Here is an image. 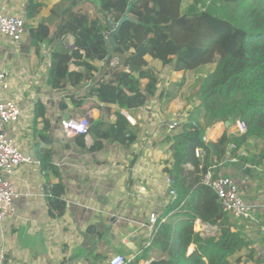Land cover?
<instances>
[{"label": "trees", "instance_id": "trees-1", "mask_svg": "<svg viewBox=\"0 0 264 264\" xmlns=\"http://www.w3.org/2000/svg\"><path fill=\"white\" fill-rule=\"evenodd\" d=\"M41 1L28 0L27 19L39 13ZM183 1L99 0L101 19L74 13L68 5L63 12L67 19L60 22L52 38L58 43L51 53L47 85L54 90L64 89L66 84L77 86L98 70L96 62H106L108 69L103 73L108 79H100L91 86L87 96L114 106L115 121L105 122L101 118L89 126L87 135L93 139L89 149L85 148V135L75 138L76 145L93 152L102 149L104 142L128 148L137 139V127L131 126L119 111L133 114L155 96L158 75L146 57L176 72L213 67L200 79L196 92L206 125L240 120L247 131L233 137L222 134L213 144L205 143L204 130L192 118L181 123L171 146V175L177 197L160 219L172 211L177 213L157 226L151 246L157 259L149 264H234L232 257L247 251L252 253L250 243L222 212L216 194L203 184L202 176L224 160L236 166L264 167V0H192L184 10ZM63 7V3L57 5L51 16ZM125 14L132 22L121 26L115 37L117 46L109 48V23L117 24ZM46 23L29 29L31 44L37 52L50 38ZM67 35L74 39L71 51L62 46ZM113 57L118 58V64L109 68ZM70 99L74 107L80 106V102ZM42 123V131L48 132L49 122L43 119ZM39 136L43 143L52 145L49 136L42 133ZM252 143L262 145L258 154L249 155L254 151H250ZM197 148L205 152L203 166H199L194 156ZM241 149H246L245 156ZM50 154V151H36L41 170H50L59 177L47 161ZM187 164L193 171L185 169ZM64 192L59 181L46 193L50 217L64 213ZM195 220L202 226L216 227L217 236L194 232ZM190 246L194 248L189 253ZM147 251L127 264L145 260ZM236 263H240V258Z\"/></svg>", "mask_w": 264, "mask_h": 264}, {"label": "crops", "instance_id": "crops-1", "mask_svg": "<svg viewBox=\"0 0 264 264\" xmlns=\"http://www.w3.org/2000/svg\"><path fill=\"white\" fill-rule=\"evenodd\" d=\"M63 1H41L39 13L27 19L28 0H0L10 14L25 22V34L20 42L15 43L0 36V70L7 72L11 84L7 97L17 96L21 110L18 123L8 127V134L25 154L38 162L37 166H21L14 174L17 198L13 200L11 219L0 232V243L7 250L8 260L13 264H108L114 254L132 262L144 250H148L146 259L138 264H149L157 256L151 247L145 248L152 234V230L146 227L148 216L156 213L161 217L173 201L169 195L171 190L176 192L171 175V146L173 137L180 131L181 123L192 118L204 130L205 143L213 144L222 134L235 136L230 128L232 123L227 127L222 122L207 126L200 101L192 105L186 100L185 93L180 92L187 73H198L211 66L202 67L196 72H176L146 57L158 75L157 92L144 106L134 110L133 114L119 111L125 119L130 116L135 121V142L128 148L104 142L102 149L91 152L76 145V136L65 138L61 133L65 115L71 116L72 120L86 118L94 123L103 118L105 122L112 123L115 121L113 113L116 109L87 96L91 86L100 79H108L103 73L108 69L105 61L96 62L98 70L91 73L88 81L84 80L77 86L66 84L64 89L54 90L47 85L51 53L58 43L52 38L60 22L67 19L63 13L64 7L54 16H51V12ZM67 2L74 13L102 18L99 0H85L75 6L71 0ZM191 4L192 0L183 1V10ZM45 21L49 26L50 38L37 52L31 44L29 29ZM65 38L68 39L67 44L63 39L62 46L71 51L73 36L67 35ZM117 64L118 58L113 57L109 68ZM71 97L80 102L78 108L70 103ZM62 104L66 105L65 109ZM43 119L49 122L48 132L42 131ZM174 122L176 126H173ZM39 133L49 136L52 145L43 143ZM92 144L93 139L86 135L85 148L89 149ZM37 150L51 152L47 161L55 167L59 177L50 170H41ZM244 166L251 169L250 176L242 174L238 165L225 160L207 171L233 178L244 200L256 208L254 221L248 224L227 216L245 236L252 250L251 254L245 252L234 256L232 262L257 264L260 261L259 264H264V214L261 209L264 195L248 185L256 169L250 165ZM185 169L193 171L189 164L185 165ZM59 181L65 188L62 196L65 211L60 217H50L46 193ZM176 213L172 211L163 218L166 221ZM210 228L202 226L199 220H195L193 225L194 232L201 236L209 235ZM193 248L189 247V253ZM238 258L240 263H236L235 259Z\"/></svg>", "mask_w": 264, "mask_h": 264}, {"label": "built area", "instance_id": "built-area-1", "mask_svg": "<svg viewBox=\"0 0 264 264\" xmlns=\"http://www.w3.org/2000/svg\"><path fill=\"white\" fill-rule=\"evenodd\" d=\"M25 34V22L22 18L10 14L5 5L0 2V36L7 38L12 42H20ZM111 66L112 63H111ZM115 66V65H114ZM11 84L8 74L0 70V232L4 229L6 222L11 219L13 212V200L17 198L13 177L18 168L26 165H38V162L28 154H25L19 144L8 134V127L18 123L21 110L18 104V98L7 97ZM131 126H135V121L130 116L126 117ZM176 122L173 123V126ZM89 120L81 118L79 120H69L61 124V133L65 138H72L78 135H87L89 133ZM176 126V125H175ZM232 134L241 136L246 133V125L243 121L237 120L230 125ZM194 156L199 160L200 166L204 165L205 152L202 149H195ZM204 185L210 187L217 196L222 212L235 220L246 224L254 221L256 208L244 200L243 194L238 183L231 177L216 174L207 171L202 176ZM172 200L177 195L174 190L169 192ZM264 214V202L261 205ZM165 222L156 213H150L146 227L152 230L145 248L152 246L154 232L158 225ZM131 260L114 254L110 257L108 264H127ZM0 264H13L7 258V250L0 243Z\"/></svg>", "mask_w": 264, "mask_h": 264}, {"label": "rangeland", "instance_id": "rangeland-1", "mask_svg": "<svg viewBox=\"0 0 264 264\" xmlns=\"http://www.w3.org/2000/svg\"><path fill=\"white\" fill-rule=\"evenodd\" d=\"M63 4H64V8H66L68 6L67 0L63 1ZM212 69H213L212 67H207L206 69L200 70L198 73H191L190 72V73H187V76L183 78L184 83H183V85H182V87L180 89V92L185 93V97H186V100L188 101V103L191 102L192 105H193V104H195L198 101V99L196 97L198 83L200 82V79L205 78L212 71ZM157 71H159V70H157ZM171 79H169V82H170ZM71 88H75V87H71ZM192 99H194L195 101H192ZM261 147H262L261 144L255 145V143H252L250 145V151H252V150H254V151L252 153H250L249 155L258 154V152L262 149ZM240 152H241V154L243 156H245L247 154L246 153L247 152L246 149L245 150L241 149ZM253 168H255V167H253ZM255 169H256L255 173L254 172L252 173V177H253V175H254V177L253 178L250 177V178H252V181H250L248 183V185L250 184L251 188H255L256 190H259L261 192V194L264 195V167H261V168L260 167H256ZM208 233L211 236H217L216 227L210 228ZM114 252H116V251H114ZM247 252H249V251H247ZM232 258H235V257H232ZM233 261H234V259H233ZM253 261H254V259H253ZM259 263H260V261L257 262V264H259ZM246 264H255V263L254 262H251V263L246 262Z\"/></svg>", "mask_w": 264, "mask_h": 264}, {"label": "water", "instance_id": "water-1", "mask_svg": "<svg viewBox=\"0 0 264 264\" xmlns=\"http://www.w3.org/2000/svg\"><path fill=\"white\" fill-rule=\"evenodd\" d=\"M85 0H71V4L73 6H75L77 3H81ZM125 22H132V20L127 16V14H125L119 21L117 24H112V23H109V26H110V36L107 40V46L109 48H115L117 45H116V41H115V37L118 35L119 31H120V28L121 26L125 23ZM67 41L68 39L65 38L64 42L67 44ZM71 50L74 49V42L72 43L71 47H70ZM62 108H66V105L65 104H62ZM71 119V116L69 115H65L63 117V120L65 122H69V120ZM90 125L93 123V120H90L89 121ZM229 124V122H225V126L227 127ZM238 169L241 171L242 174H245L247 176H250L251 175V169L249 167H245L243 164H238Z\"/></svg>", "mask_w": 264, "mask_h": 264}]
</instances>
